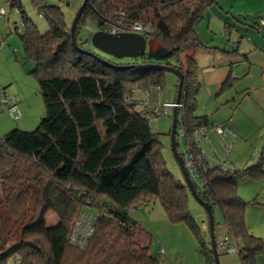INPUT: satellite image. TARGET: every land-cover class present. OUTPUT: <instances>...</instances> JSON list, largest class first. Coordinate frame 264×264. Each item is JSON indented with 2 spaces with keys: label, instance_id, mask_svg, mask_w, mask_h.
I'll return each mask as SVG.
<instances>
[{
  "label": "trees",
  "instance_id": "trees-1",
  "mask_svg": "<svg viewBox=\"0 0 264 264\" xmlns=\"http://www.w3.org/2000/svg\"><path fill=\"white\" fill-rule=\"evenodd\" d=\"M218 1L89 0L76 27L77 40L87 22L99 30L122 29L119 21L151 29L148 40L171 55L161 64L184 75L178 124L196 156L201 151L192 133L205 127L208 135L209 122L195 114L201 84L192 52L209 49L196 27ZM9 2L20 11L23 57L35 64L30 74L39 84L45 115L35 131L14 129L0 139V264H165L150 253L149 233L130 215L156 201L170 223L191 229L206 263L214 264L190 213L187 185L168 170L160 133L150 126L165 112L155 115L140 104L149 100V107L164 110L154 100L167 84V72L131 67L156 64L146 56L107 66L78 41L73 46L60 6L32 0L49 26L41 33L21 0ZM263 167L261 158L240 170L206 161L196 170L205 182L200 196L213 205V214L220 209L241 264H258L264 241L247 227L250 202L241 198L238 185L242 178H263ZM89 212L95 215L92 235L83 246L71 243L76 218Z\"/></svg>",
  "mask_w": 264,
  "mask_h": 264
},
{
  "label": "crops",
  "instance_id": "crops-1",
  "mask_svg": "<svg viewBox=\"0 0 264 264\" xmlns=\"http://www.w3.org/2000/svg\"><path fill=\"white\" fill-rule=\"evenodd\" d=\"M263 11L264 0H219L206 12L202 21L205 28L197 27L200 41L209 47L192 52L200 70L198 107H202L199 99L206 95L203 101L206 113L195 114L207 117L209 122L207 139L197 136L198 148L209 165H218L225 158V152L229 154L228 159L222 160L225 161V169L240 170L261 158L264 160V27L258 25ZM5 55L10 54L1 53L0 49V59L7 58ZM0 67L2 69L1 64ZM4 79L1 75L0 85L7 83L8 80ZM172 82L175 83L174 80ZM175 99L176 96L173 101ZM179 126L182 127L181 133ZM218 126L224 130L221 136L216 133L215 127ZM184 134V126L178 124L177 146L179 136L185 138ZM212 138L218 142V148L213 146ZM184 146L186 152L187 146ZM252 157L256 161H251ZM195 173L191 172V177H195ZM238 193L250 202L246 210L250 233L264 241V177L259 180L240 179ZM224 232L228 234L225 226ZM230 242L233 244L232 240ZM220 243L217 242L219 256L222 252L232 255L221 249ZM237 257L236 264H241ZM160 259L163 261L162 256ZM222 260L223 264H235V259L233 262L230 257ZM258 264H264V253L258 257Z\"/></svg>",
  "mask_w": 264,
  "mask_h": 264
},
{
  "label": "rangeland",
  "instance_id": "rangeland-1",
  "mask_svg": "<svg viewBox=\"0 0 264 264\" xmlns=\"http://www.w3.org/2000/svg\"><path fill=\"white\" fill-rule=\"evenodd\" d=\"M21 1L24 11L37 24L40 32L46 33L49 29L48 23L44 18H41L32 0ZM45 1L50 2L51 5H58L62 8L65 22L69 28L72 27L75 16L84 2V0ZM0 8L5 10L4 15L0 17V49L1 53L9 52L10 54L5 55L7 58L4 60L0 59V64L2 66V69L0 67V77L2 75L3 79L5 77V81L8 80L6 84L0 85V132L3 133L1 134L3 137V135L14 129L25 132L35 131L45 115V106L40 95L39 84L35 77L30 74L35 64L32 61H26L23 57V46L20 38V34L22 33L20 11L17 8H12L9 0H0ZM205 26L206 24L202 21L197 25L198 29H203ZM97 31H99V29L94 27L90 22L84 24L80 29V36L77 40L78 44H81L83 49L90 51L91 54L100 59L116 65H126L136 62L135 59L114 58L94 48L91 43V37ZM203 36H206V34H203ZM3 73L5 75H3ZM166 78L167 84L164 89L159 92L156 100H154L155 105L158 104L159 106H163L165 103L172 102L176 96V76L171 73H166ZM172 80L175 81L174 84ZM204 98H206V95H202L199 99L200 103H202V107L199 106L196 110L197 115H204L206 113V109L203 106ZM4 99L11 105L16 104L19 107L21 112V118L19 120H15L8 114L6 109L7 106L3 103ZM147 109L151 112L154 110L152 107H148ZM164 112L165 110H160V115ZM172 114L173 109H169L167 113L164 114L165 116H159V120H151L150 126L154 132L160 133V141L163 145L162 154L168 170L173 174L176 180L185 183L182 170L172 149L171 136H169L173 126ZM178 131L181 133V126H179ZM212 139L213 146L218 148V142H216L214 138ZM185 144V138L179 136L178 153L182 155L185 153ZM204 145L205 144H203V147ZM228 155V152H225V158L220 161L228 159ZM251 161H256V158L252 157ZM192 177L195 182H197L195 177ZM188 203L190 213L201 230L202 238L207 247L211 249V233L208 216L203 207L195 200L190 192ZM88 214H90V212ZM130 215L149 233L150 253L154 257H157L160 253L165 264H207L198 238L186 224L174 225L170 223L164 208L158 201L151 203L147 207L139 208L136 211L134 210ZM78 217L75 220V226H78L81 220H78ZM50 220L52 221V219ZM214 231L216 243L226 239L222 213L219 208H215L214 211ZM228 237L232 240L230 235H228ZM220 257L222 259L230 257V260H233V262L235 259V264L238 262L236 261L238 260L237 255H227L222 252L219 256L220 264H223V260H220Z\"/></svg>",
  "mask_w": 264,
  "mask_h": 264
},
{
  "label": "water",
  "instance_id": "water-1",
  "mask_svg": "<svg viewBox=\"0 0 264 264\" xmlns=\"http://www.w3.org/2000/svg\"><path fill=\"white\" fill-rule=\"evenodd\" d=\"M89 0H84L82 3L78 13L75 16L74 22L72 27L70 28V35L72 39V44L75 48H78L77 39H76V27L79 23L81 16L86 8V5ZM91 43L98 51L106 54L108 56L114 58H127V59H139L141 57L146 56L147 58L154 61L156 64H139V65H132L131 67H136L139 70L149 69L152 66L158 67L160 70L174 74L178 78V86H177V96H176V103H180L182 93H183V83H184V75L183 73L170 65H163L161 64L163 61L168 59L171 55L170 52L160 43L154 40H148L143 35L131 32H124L118 34H112L105 31H97L91 37ZM93 55V54H92ZM97 57V56H96ZM99 58V57H97ZM102 63H105L107 66L115 68L110 62L104 61L100 59ZM122 69V68H118ZM173 126L171 129V145L175 157L179 163V166L183 173V178L187 185V188L190 194L195 198V200L203 207L205 210L209 226H210V233H211V249L212 255L214 258V264H220L219 262V254L217 250V243L215 240L214 235V214H213V205L209 204L208 202L204 201L203 198L200 196V193L196 190V182L191 177L189 173L184 157L178 153L177 151V126H178V119L179 113L177 109H173Z\"/></svg>",
  "mask_w": 264,
  "mask_h": 264
},
{
  "label": "built area",
  "instance_id": "built-area-1",
  "mask_svg": "<svg viewBox=\"0 0 264 264\" xmlns=\"http://www.w3.org/2000/svg\"><path fill=\"white\" fill-rule=\"evenodd\" d=\"M4 13H5V10L3 8H0V17L3 16ZM41 18L43 17L41 16ZM259 22H260V25L264 27V11L261 13ZM117 23L118 25H123L125 27H122V29H119L118 27L113 25V26L104 27L103 29H100V30L108 32V33H112V34H118V33H124V32L137 33V34L145 36L146 38H148V34L151 33L150 28L142 26L140 24H135V23L127 24L126 22H122V21H119ZM3 103L5 105H8V101L6 99H4ZM140 104H142L144 109H147L149 107V100L140 102ZM181 107L182 105L176 102L163 104V109L165 110V112L168 109H179ZM160 110L161 109L155 108L153 112L155 115H159ZM7 112L15 120H19L21 118V112L17 105L8 106ZM215 129H216V133L218 134V136H221L224 133V130L220 126L216 127ZM199 135H201L204 139L205 138L207 139V129L205 127H201L193 131L192 136L194 138V141L197 147L199 145V140L197 139V136ZM185 153L186 154H184L183 157L185 159L186 167L190 174L191 172H196L195 173L196 175L195 178L197 179L196 186L199 187V191L201 194L202 189L205 186V182L201 180L200 178H198V173L196 170H197L199 163L200 164L204 163V161H206L207 163V160H205L206 158L203 154H201V152L198 154V156H196L190 150H188V147ZM218 165H220L222 168L225 169V161H220ZM78 220H80L79 225L75 227V230L72 232L70 240H71V243L73 244L83 246L86 243L87 239L92 235V227L90 226V221L92 220V214L91 213L90 214L81 213L79 214ZM219 247L221 249H224L227 253H230V254H237L238 252L237 247H235L234 244L233 245L230 244V239L227 235H226V239L220 243ZM159 256L161 257L162 255L159 253Z\"/></svg>",
  "mask_w": 264,
  "mask_h": 264
},
{
  "label": "bare ground",
  "instance_id": "bare-ground-1",
  "mask_svg": "<svg viewBox=\"0 0 264 264\" xmlns=\"http://www.w3.org/2000/svg\"><path fill=\"white\" fill-rule=\"evenodd\" d=\"M196 190H197V192H199L200 193V191H199V189L198 188H196ZM92 214V213H91ZM95 215L94 214H92V220L90 221V226L92 227V224L94 223V221H95V217H94ZM76 227V226H75ZM75 230V228H73V231Z\"/></svg>",
  "mask_w": 264,
  "mask_h": 264
},
{
  "label": "flooded vegetation",
  "instance_id": "flooded-vegetation-1",
  "mask_svg": "<svg viewBox=\"0 0 264 264\" xmlns=\"http://www.w3.org/2000/svg\"><path fill=\"white\" fill-rule=\"evenodd\" d=\"M198 187V186H197Z\"/></svg>",
  "mask_w": 264,
  "mask_h": 264
}]
</instances>
